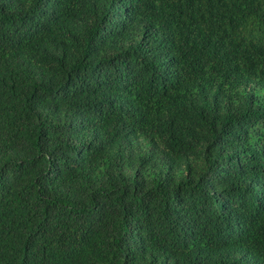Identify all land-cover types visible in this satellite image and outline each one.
Masks as SVG:
<instances>
[{
    "label": "trees",
    "instance_id": "trees-1",
    "mask_svg": "<svg viewBox=\"0 0 264 264\" xmlns=\"http://www.w3.org/2000/svg\"><path fill=\"white\" fill-rule=\"evenodd\" d=\"M0 264H264V0H0Z\"/></svg>",
    "mask_w": 264,
    "mask_h": 264
}]
</instances>
